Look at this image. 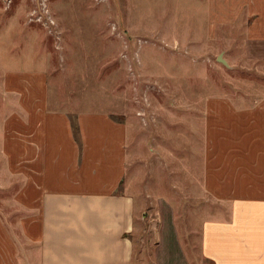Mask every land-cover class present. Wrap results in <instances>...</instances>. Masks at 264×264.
<instances>
[{"label":"rangeland","instance_id":"rangeland-1","mask_svg":"<svg viewBox=\"0 0 264 264\" xmlns=\"http://www.w3.org/2000/svg\"><path fill=\"white\" fill-rule=\"evenodd\" d=\"M206 10L207 0H0V150L14 107L2 90L7 69L44 70L53 106L124 123L123 188L142 207L134 263L169 245L159 229L170 223L198 257L205 100L264 96V63L246 62L239 41L208 39ZM4 168L0 153V215L14 227L18 184Z\"/></svg>","mask_w":264,"mask_h":264},{"label":"crops","instance_id":"crops-1","mask_svg":"<svg viewBox=\"0 0 264 264\" xmlns=\"http://www.w3.org/2000/svg\"><path fill=\"white\" fill-rule=\"evenodd\" d=\"M206 13L208 39L239 41L246 62L264 63V0H207ZM2 90L14 106L1 123L0 153L18 184V218L13 227L0 215V264H264V96L205 100L198 257L170 223L159 229L169 245L134 263L142 207L123 188L125 124L53 106L44 70L7 69Z\"/></svg>","mask_w":264,"mask_h":264},{"label":"trees","instance_id":"trees-1","mask_svg":"<svg viewBox=\"0 0 264 264\" xmlns=\"http://www.w3.org/2000/svg\"><path fill=\"white\" fill-rule=\"evenodd\" d=\"M72 128H73L74 134L76 135L78 133V127H77V125L72 123Z\"/></svg>","mask_w":264,"mask_h":264}]
</instances>
